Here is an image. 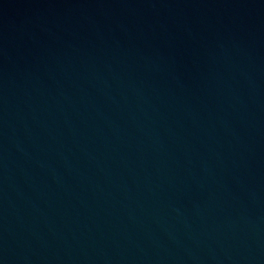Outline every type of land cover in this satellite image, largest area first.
<instances>
[{
  "label": "water",
  "instance_id": "obj_1",
  "mask_svg": "<svg viewBox=\"0 0 264 264\" xmlns=\"http://www.w3.org/2000/svg\"><path fill=\"white\" fill-rule=\"evenodd\" d=\"M0 264H264V0H0Z\"/></svg>",
  "mask_w": 264,
  "mask_h": 264
}]
</instances>
